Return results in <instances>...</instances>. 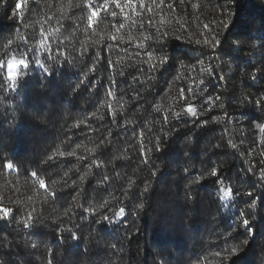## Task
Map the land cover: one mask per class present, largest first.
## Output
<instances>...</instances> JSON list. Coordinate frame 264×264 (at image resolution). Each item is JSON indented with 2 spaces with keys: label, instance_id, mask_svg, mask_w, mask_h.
Masks as SVG:
<instances>
[{
  "label": "trees",
  "instance_id": "trees-1",
  "mask_svg": "<svg viewBox=\"0 0 264 264\" xmlns=\"http://www.w3.org/2000/svg\"><path fill=\"white\" fill-rule=\"evenodd\" d=\"M16 3L0 61L30 65L15 91L0 71V264H264V0H108L92 27L89 0Z\"/></svg>",
  "mask_w": 264,
  "mask_h": 264
},
{
  "label": "snow or ice",
  "instance_id": "snow-or-ice-1",
  "mask_svg": "<svg viewBox=\"0 0 264 264\" xmlns=\"http://www.w3.org/2000/svg\"><path fill=\"white\" fill-rule=\"evenodd\" d=\"M28 2V0H17V3L15 5V8L17 11H19L22 6L24 4H26ZM92 2L93 0H89L88 3V7L90 9V15L88 17V24L89 27H92L95 18H97L99 16V14L101 12H106L109 10L108 7V0H103V3H101V5L99 7H92ZM113 3L116 4L117 7H120L119 4V0H113ZM126 3L129 5H132L134 7L135 5V0H126ZM141 8L144 7L143 4V0H141ZM149 11H151V9H149ZM112 16L115 17L116 13L113 12ZM120 27H123V25H121ZM41 35L43 36V33H41ZM46 37H45V42L41 43L39 45V47L41 49H43L45 47L46 44ZM113 39H115V37H113ZM149 55V57H152L153 53L149 52L147 53ZM167 62V58H164L160 61L161 64L166 63ZM30 65V61L29 58L27 56L26 53H21L19 56L17 55H13L8 61H7V65H6V69H5V62L4 61H0V71H6V80L8 83V86L11 90L15 91L18 87V84L20 82L21 79V75L23 71H26L29 68ZM35 66L38 68L43 69L45 72H47V68H45L44 64L40 61V60H36L35 61ZM183 89L181 90V95L183 97ZM108 95L111 97L113 95V93L109 90ZM185 111L189 114L195 115V110H194V105H188L185 108ZM159 150V149H157ZM5 168L7 169H11L13 167L12 163L10 161H6L5 162ZM33 177L36 176V173H32ZM211 175L213 177H216L218 175V172L216 169H213L211 171ZM40 185L42 188L46 187L44 181H40ZM223 193V198L227 199L230 198L232 196V192L231 190L225 191L223 189L220 190ZM251 195V194H249ZM138 207H143V205H139ZM88 209H85V212H88ZM12 213V210L10 209H5L2 206H0V219H6L9 217V215ZM124 213V209H120L119 212L116 214L118 218H122ZM241 215H243V213H241ZM31 219V218H29ZM104 220H109V217L105 216ZM244 227H245V231L247 233H249L250 235L253 234V230L252 228L249 226V221L247 219H245L243 221ZM25 228H30L31 225L29 223H25L24 225ZM73 239H77L76 235L73 233Z\"/></svg>",
  "mask_w": 264,
  "mask_h": 264
}]
</instances>
